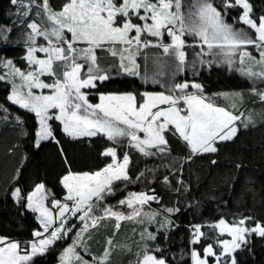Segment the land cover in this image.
I'll return each instance as SVG.
<instances>
[{
  "label": "snow or ice",
  "instance_id": "1",
  "mask_svg": "<svg viewBox=\"0 0 264 264\" xmlns=\"http://www.w3.org/2000/svg\"><path fill=\"white\" fill-rule=\"evenodd\" d=\"M9 3L15 11L7 13L10 22L0 23V50L15 44L20 54L0 56L6 93L0 120L14 122L35 149L43 142L60 144L58 132L97 137L104 141L105 162L74 170L64 156L56 192L44 179L21 184L26 152L0 194L11 198L21 217L31 213L38 223L27 236L0 234V264H48L49 256L56 264H115L117 252L126 264H249L257 243L264 245V214L224 213L190 223L178 257L170 244L180 227L174 219L179 200L169 206L154 188L129 185L154 171L134 175L135 152L160 158L167 173L162 180L172 192L189 190L182 162L217 154L220 143L254 123L249 104L264 105V8L257 12L252 0ZM214 66L250 84L212 92L199 77ZM180 73L185 76L178 78ZM125 75L163 90L108 87ZM173 143L186 154L176 153ZM117 194L121 198L110 203ZM124 221L137 227L118 239Z\"/></svg>",
  "mask_w": 264,
  "mask_h": 264
},
{
  "label": "trees",
  "instance_id": "2",
  "mask_svg": "<svg viewBox=\"0 0 264 264\" xmlns=\"http://www.w3.org/2000/svg\"><path fill=\"white\" fill-rule=\"evenodd\" d=\"M62 2L63 0H52V3L57 6ZM252 3L257 12L264 8V0H252ZM9 11H15L9 0H0V23L10 22L7 17ZM12 19L14 20L15 16ZM5 54L18 55L20 48L15 44L9 45L0 50V56ZM189 58L191 59V54ZM140 62L143 68L142 58ZM184 76L185 73H180L178 78ZM187 77H192L191 71L187 72ZM199 78L212 92L246 88L250 84V81L240 76L239 73H229L223 67L216 66L211 71L207 68L203 69ZM108 87H119L126 90L138 88L141 91L145 89L163 90L162 85L151 80L144 84L139 77L126 75L114 77L113 83ZM5 95L6 93L0 88V101H4ZM10 106L14 110L18 108L14 105ZM249 107L254 109L255 114V121L249 128H240L236 138L220 143L217 154H199L191 161L182 162L184 180L191 185V188L179 194L172 192L164 184L162 176L167 173L160 158H149L135 152L132 153L134 175L137 171H144L145 168L154 171H151V174L146 173L139 182L129 185V190L140 191L146 186L154 188L164 197V202L169 206L175 205L177 199L179 200L181 212L175 214L174 219L180 227L173 230L170 244L172 251L176 252L178 257L187 245L188 224L224 213L264 214V105L257 101L250 103ZM20 112L23 114V110ZM31 122L30 119L27 120V124ZM19 131L14 122L0 120V190L7 186L14 170L21 167V161L26 152L28 158L23 160L21 184L29 185L33 181L44 179L48 187L56 192H60L58 178L65 169L64 156L72 162L74 170H92L95 166H102L105 162L100 156L104 141L97 137L72 138L58 132L60 144L53 140L43 142L40 149H35L26 137L20 136ZM10 149L14 150L10 151ZM173 150L181 156L186 154V149L177 143H173ZM213 159L216 160L215 164L211 163ZM238 161L243 162V167L239 169L235 167ZM152 175L157 177L155 181ZM126 194V192L122 193V195ZM120 198L121 194H117L114 199L110 200V203L115 204ZM223 201H227L228 204L225 205ZM189 202H191V207H189ZM157 206L153 204V207ZM37 223L31 213L21 217L11 198H5L0 194V234L27 236L30 229ZM122 224L118 239L131 237V230L137 225L128 221ZM107 227L111 229L112 225L108 224ZM103 232L104 229H101L102 234ZM98 238L102 239V235ZM254 251L255 256L248 257L249 264H264V245L258 242ZM122 261L126 264L124 257L117 252L114 255L115 264H122ZM47 262L56 264V257L49 256Z\"/></svg>",
  "mask_w": 264,
  "mask_h": 264
},
{
  "label": "rangeland",
  "instance_id": "3",
  "mask_svg": "<svg viewBox=\"0 0 264 264\" xmlns=\"http://www.w3.org/2000/svg\"><path fill=\"white\" fill-rule=\"evenodd\" d=\"M254 54H255V52H254Z\"/></svg>",
  "mask_w": 264,
  "mask_h": 264
}]
</instances>
